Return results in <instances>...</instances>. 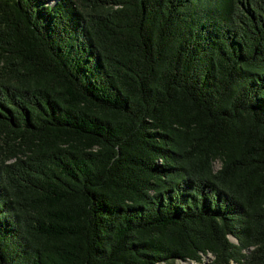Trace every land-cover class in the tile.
<instances>
[{
  "label": "trees",
  "instance_id": "16d2710c",
  "mask_svg": "<svg viewBox=\"0 0 264 264\" xmlns=\"http://www.w3.org/2000/svg\"><path fill=\"white\" fill-rule=\"evenodd\" d=\"M205 254L264 264V0H0V264Z\"/></svg>",
  "mask_w": 264,
  "mask_h": 264
},
{
  "label": "rangeland",
  "instance_id": "374dc122",
  "mask_svg": "<svg viewBox=\"0 0 264 264\" xmlns=\"http://www.w3.org/2000/svg\"><path fill=\"white\" fill-rule=\"evenodd\" d=\"M55 0H46L47 3H54ZM214 169H216L218 167V163L215 162L214 165H213ZM211 255L209 254H205V255H202L201 256V262L200 263H195V262H192V261H175L173 264H211ZM229 264H236V263H233V262H230Z\"/></svg>",
  "mask_w": 264,
  "mask_h": 264
}]
</instances>
